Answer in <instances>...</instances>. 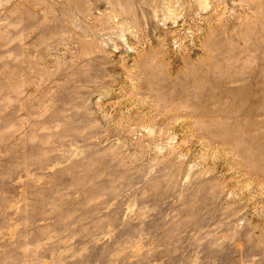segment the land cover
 Listing matches in <instances>:
<instances>
[{
  "label": "rangeland",
  "instance_id": "1",
  "mask_svg": "<svg viewBox=\"0 0 264 264\" xmlns=\"http://www.w3.org/2000/svg\"><path fill=\"white\" fill-rule=\"evenodd\" d=\"M0 264H264V0H0Z\"/></svg>",
  "mask_w": 264,
  "mask_h": 264
}]
</instances>
